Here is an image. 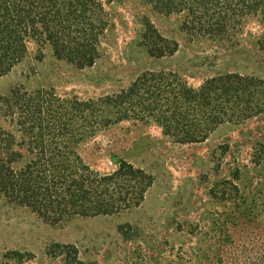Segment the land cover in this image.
I'll list each match as a JSON object with an SVG mask.
<instances>
[{"label":"rangeland","instance_id":"rangeland-1","mask_svg":"<svg viewBox=\"0 0 264 264\" xmlns=\"http://www.w3.org/2000/svg\"><path fill=\"white\" fill-rule=\"evenodd\" d=\"M101 1L109 26L92 67L77 69L54 58L48 45L28 40L26 58L0 78V99L20 87L25 96L52 97L54 107L78 108L76 120L50 137V148L59 153L50 166L76 177V195L86 193L91 204L107 202L114 210L53 226L1 199L0 264L203 262L208 247L227 240L229 217L238 221L239 236L264 222V50L258 46L264 12L239 14L228 38L209 39L187 34L181 14L139 0ZM148 24L156 39L149 38ZM164 45L174 50L172 56L148 53ZM145 74L165 81L117 120V107L101 101ZM226 75L242 81L228 84L227 92L209 87ZM225 94L222 113H214L210 101L216 105ZM169 116L179 118L180 126L165 131L158 121ZM18 120L0 117V136L11 137L0 158L21 155L15 168L36 148L25 133L30 129L15 125ZM190 134L199 139L186 142ZM114 156L144 177L122 176ZM52 245L68 246L73 260L51 258Z\"/></svg>","mask_w":264,"mask_h":264},{"label":"trees","instance_id":"trees-1","mask_svg":"<svg viewBox=\"0 0 264 264\" xmlns=\"http://www.w3.org/2000/svg\"><path fill=\"white\" fill-rule=\"evenodd\" d=\"M112 1V0H108ZM154 5L164 12L183 15L182 27L193 37L228 38L237 28L236 17H255L264 12V0H139ZM264 30V21L260 22ZM109 26L108 14L101 0H0V78L7 76L22 62L27 54L28 40L50 47L53 57L65 61L77 69L92 67L99 57V43ZM149 38L156 39L155 30L148 24ZM258 46L264 50V32L258 40ZM151 55L172 56L174 50L168 45L149 48ZM160 76V75H158ZM155 74H145L126 91L106 98L101 103H112L116 108L117 120L124 119L134 112V102L139 103L164 83L165 78H157ZM240 80L237 76H223L209 82V87L227 92V85ZM248 84L245 81V86ZM212 93V91L210 92ZM218 104H212L214 113H222L223 102L227 103V94ZM230 98H235L232 94ZM2 107H4L2 109ZM94 104L90 106L92 109ZM71 112L60 106H53L52 97L37 93L25 96L21 88L11 90L7 98L0 99V117L18 115L19 125L31 135L36 148L27 151V161L20 168H15V158L19 154H10L3 162L0 158V200L7 205L26 208L39 219L49 225H61L75 217H97L113 212V205L103 202L91 204L87 194H77L80 187L76 177L69 176L65 168H53L50 160L59 153L50 148V137L56 130L64 132L66 123L76 120L81 112L71 108ZM211 115V114H209ZM212 119L216 124L223 122L217 116ZM184 122V121H183ZM69 123V124H68ZM159 125L165 131L180 126L179 118H160ZM105 128L107 126L103 125ZM37 130L38 134H31ZM166 133V132H165ZM196 134L184 137L186 142H196ZM9 134L0 136V151L10 144ZM3 145V146H2ZM46 145V147H44ZM2 146V147H1ZM119 165L122 176L143 178L142 171L131 165L111 158ZM88 203L89 205H87ZM252 220V219H250ZM247 220V223L252 224ZM238 221L229 217L224 244L219 247L211 245L207 248L203 262L188 264H264V222L254 229L249 226L244 236H239ZM53 246L51 258L61 262L73 260L69 247ZM188 253V250H184ZM192 254V249H189ZM69 264H76L70 262Z\"/></svg>","mask_w":264,"mask_h":264}]
</instances>
